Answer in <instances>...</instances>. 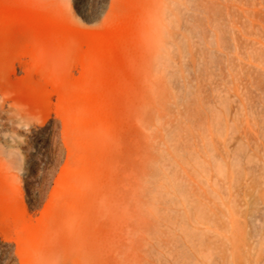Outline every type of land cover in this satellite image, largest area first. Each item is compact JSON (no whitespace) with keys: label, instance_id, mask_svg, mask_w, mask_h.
Here are the masks:
<instances>
[{"label":"rangeland","instance_id":"374dc122","mask_svg":"<svg viewBox=\"0 0 264 264\" xmlns=\"http://www.w3.org/2000/svg\"><path fill=\"white\" fill-rule=\"evenodd\" d=\"M0 264H264V0H0Z\"/></svg>","mask_w":264,"mask_h":264},{"label":"bare ground","instance_id":"6f19581e","mask_svg":"<svg viewBox=\"0 0 264 264\" xmlns=\"http://www.w3.org/2000/svg\"><path fill=\"white\" fill-rule=\"evenodd\" d=\"M79 7H80V6H79ZM165 46H166V44H165ZM165 46L162 48L163 50H165V48L167 47V46H166V47H165Z\"/></svg>","mask_w":264,"mask_h":264}]
</instances>
